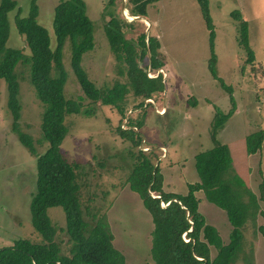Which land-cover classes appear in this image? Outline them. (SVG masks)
<instances>
[{
  "label": "rangeland",
  "instance_id": "obj_1",
  "mask_svg": "<svg viewBox=\"0 0 264 264\" xmlns=\"http://www.w3.org/2000/svg\"><path fill=\"white\" fill-rule=\"evenodd\" d=\"M59 1L36 0L37 19L47 28L52 46L55 45L54 7ZM84 1L87 14L95 22V45L83 53L82 65L98 86L126 80L119 73L120 62L111 51L104 30L110 18L109 0ZM30 2L17 0L21 16L28 14ZM122 4L125 5V0H115L112 7L116 15L132 21L123 24L125 36L135 40L143 30L147 35H156L163 62L158 69L162 73L163 91L150 98L148 104L145 99L142 106H134L139 99L133 101L130 96L123 103L126 109L121 125L128 127L127 118L128 121L141 119L136 130L142 142L136 146L118 133L122 114L117 106L84 98V107L93 109V113L66 115L68 131L61 147L65 157L78 164L84 218L92 224L104 215L113 233V243L123 253L126 263L146 264L151 261L153 222L138 193L127 182L133 165L130 151L137 147L146 151L157 149L165 187L185 193L187 182L198 179L194 154L213 145L210 130L216 108L226 112L232 104L228 92L208 68L212 54L209 31L197 0H156L148 4L147 15H141L140 19H132ZM233 10H238L248 22L249 43L254 50L252 63L246 61L247 54L237 40L238 20L232 16ZM16 12L17 8L8 12L6 45L20 48L28 55L25 37L15 24ZM209 12L215 31L217 74L232 86L236 100L233 113L216 136L228 144L233 170L259 194L258 183L264 179V142L257 152H248L245 137L258 129L264 130V0H209ZM69 53L66 42L63 48V63L68 72L65 93L75 98L83 92L70 67ZM142 63L148 64V76L157 75L158 71L150 69L149 57H144ZM15 72L21 104L19 127L32 136L37 153H42L48 145L40 127L43 103L30 82L29 63L18 62ZM12 122L7 84L0 77V247L20 237L42 240L31 222L29 207L37 176L36 154L20 141ZM197 195L200 210L212 220L208 222L219 227L228 223L222 208L208 201L203 191ZM47 213L57 228L55 239L60 243L61 252L69 253L64 209L60 205L50 206ZM251 222L243 227V251L252 248L253 264H264V235L258 228L264 218L258 214L256 224ZM241 255L235 264L244 263Z\"/></svg>",
  "mask_w": 264,
  "mask_h": 264
},
{
  "label": "trees",
  "instance_id": "obj_2",
  "mask_svg": "<svg viewBox=\"0 0 264 264\" xmlns=\"http://www.w3.org/2000/svg\"><path fill=\"white\" fill-rule=\"evenodd\" d=\"M114 1H108L110 18L104 30L110 49L120 62L119 73L124 74L126 80L101 87L89 77L82 65L83 53L95 45V22L87 14L84 0H60L55 5L52 23L54 46L47 28L37 19L39 7L36 0H31L25 16L20 15L17 0H0V77L7 84L12 129L20 141L36 154L37 176L29 207L31 222L42 237L41 241L20 237L1 246L0 264H127L123 253L113 243V233L104 215L98 216L92 224L84 218L77 180L78 164L69 161L61 147L68 131L66 115L93 113V109L84 107V98L117 106L122 114L118 133L138 146L142 137L136 129L141 119L128 121L127 118L128 127L122 126L126 109L123 103L128 102L130 96L133 101L139 99L134 106H142L145 99L148 104L150 98L163 91L162 73L158 71L163 63L158 37L147 35L143 30L135 40L127 38L123 24H131L132 21L116 15L112 7ZM153 1L156 0H125V7L132 15L146 16L147 6ZM197 3L209 31L212 54L208 68L228 92L232 106L226 112L216 108L210 130L213 145L194 154L198 179L187 182L185 193L165 187L159 154L154 148L146 151L137 147L130 151L133 165L127 182L138 193L153 222L151 261L146 264H235L241 253L243 264H253V249L243 251V227L250 220L255 225L258 214L264 218V207L260 203L262 201L264 205V179L258 183L257 194L233 170L228 144L217 139V132L233 113L236 100L232 86L217 74L215 31L209 0H197ZM14 8H17L15 24L25 37L30 50L28 55L20 48L6 45L8 12ZM231 14L238 20L237 40L247 54L246 61L252 63L254 50L249 43L248 22L238 10L231 11ZM66 42L69 44L70 67L83 92L75 98L67 97L65 93L68 72L63 63V48ZM144 57H149L150 69L158 71L157 75L148 76V64L142 63ZM18 62L29 63L30 82L43 103L40 127L42 138L48 145L42 153H37L32 136L19 127L21 104L15 72ZM245 142L248 152H257L264 142V130L248 134ZM199 191L225 211L228 223L219 227L208 222V217L199 208ZM56 205L62 206L65 212L69 253L61 252L60 243L55 239L57 228L47 213L50 206ZM258 228L264 235V222Z\"/></svg>",
  "mask_w": 264,
  "mask_h": 264
},
{
  "label": "water",
  "instance_id": "obj_3",
  "mask_svg": "<svg viewBox=\"0 0 264 264\" xmlns=\"http://www.w3.org/2000/svg\"><path fill=\"white\" fill-rule=\"evenodd\" d=\"M122 8H123V10H125V9L127 10V8L125 7V5H124V4H122ZM131 16H132V19H133V18H137V19H140V18H142V16H141V15H132V14H131ZM175 199H176V198H175Z\"/></svg>",
  "mask_w": 264,
  "mask_h": 264
},
{
  "label": "bare ground",
  "instance_id": "obj_4",
  "mask_svg": "<svg viewBox=\"0 0 264 264\" xmlns=\"http://www.w3.org/2000/svg\"><path fill=\"white\" fill-rule=\"evenodd\" d=\"M126 13V12H125ZM127 14V13H126ZM129 16H131V15H129Z\"/></svg>",
  "mask_w": 264,
  "mask_h": 264
}]
</instances>
